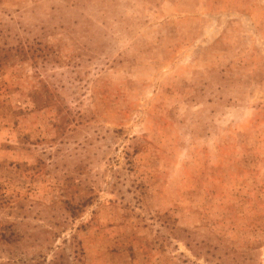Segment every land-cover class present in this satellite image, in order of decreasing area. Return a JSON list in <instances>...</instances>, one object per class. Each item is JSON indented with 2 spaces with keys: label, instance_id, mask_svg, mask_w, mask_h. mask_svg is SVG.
I'll list each match as a JSON object with an SVG mask.
<instances>
[{
  "label": "rangeland",
  "instance_id": "374dc122",
  "mask_svg": "<svg viewBox=\"0 0 264 264\" xmlns=\"http://www.w3.org/2000/svg\"><path fill=\"white\" fill-rule=\"evenodd\" d=\"M0 264H264V0H0Z\"/></svg>",
  "mask_w": 264,
  "mask_h": 264
}]
</instances>
